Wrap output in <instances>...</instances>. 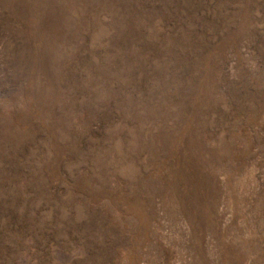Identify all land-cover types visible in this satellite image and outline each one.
I'll return each instance as SVG.
<instances>
[{
  "label": "rangeland",
  "instance_id": "obj_1",
  "mask_svg": "<svg viewBox=\"0 0 264 264\" xmlns=\"http://www.w3.org/2000/svg\"><path fill=\"white\" fill-rule=\"evenodd\" d=\"M0 264H264V0H0Z\"/></svg>",
  "mask_w": 264,
  "mask_h": 264
}]
</instances>
